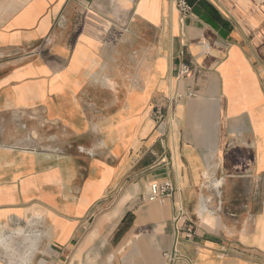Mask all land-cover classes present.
Here are the masks:
<instances>
[{
  "label": "crops",
  "instance_id": "1",
  "mask_svg": "<svg viewBox=\"0 0 264 264\" xmlns=\"http://www.w3.org/2000/svg\"><path fill=\"white\" fill-rule=\"evenodd\" d=\"M189 3L0 0V264H264V0Z\"/></svg>",
  "mask_w": 264,
  "mask_h": 264
},
{
  "label": "built area",
  "instance_id": "2",
  "mask_svg": "<svg viewBox=\"0 0 264 264\" xmlns=\"http://www.w3.org/2000/svg\"><path fill=\"white\" fill-rule=\"evenodd\" d=\"M173 7L179 12L180 20L184 23L185 19L192 13V5L189 0H171ZM192 66L190 64H182L180 67V76L187 77L191 73ZM195 92L193 90L189 91V96H194ZM182 96L179 93H173L167 97L166 106H158L154 111V117L158 122L168 121L172 127L174 123V108L177 101ZM180 188L171 179H165L163 181H156L150 185V190L147 199L149 201L162 200L164 201L167 197H173ZM185 214V209L182 204L179 205V214L175 217L176 222V244L179 239L186 238L188 240L192 239L196 234V224L193 221H187L184 225L178 226L177 221L182 215ZM175 247L173 250L166 251L165 257L168 261L173 264L175 260L179 257V253Z\"/></svg>",
  "mask_w": 264,
  "mask_h": 264
}]
</instances>
